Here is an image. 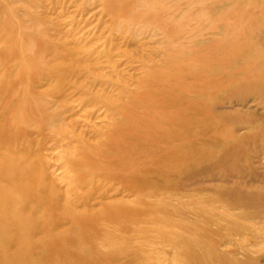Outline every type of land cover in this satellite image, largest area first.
Segmentation results:
<instances>
[{"label": "rangeland", "instance_id": "374dc122", "mask_svg": "<svg viewBox=\"0 0 264 264\" xmlns=\"http://www.w3.org/2000/svg\"><path fill=\"white\" fill-rule=\"evenodd\" d=\"M0 176V264H264V0H0Z\"/></svg>", "mask_w": 264, "mask_h": 264}, {"label": "bare ground", "instance_id": "6f19581e", "mask_svg": "<svg viewBox=\"0 0 264 264\" xmlns=\"http://www.w3.org/2000/svg\"><path fill=\"white\" fill-rule=\"evenodd\" d=\"M188 18H189V17H188ZM176 26H177V25H176ZM3 178H4V177H1V176H0V184H1L2 181H3ZM13 182H14V181H13ZM99 189H100V188H99ZM99 189H98V190H99ZM101 189H102V188H101ZM101 189H100V190H101ZM9 199H10V198H9ZM10 200L12 201L13 204L16 203V201H15L14 199H10ZM3 201H4V200H3ZM12 203H11V204H12ZM5 204H6V202H5L3 205H2V203H1V204H0V205H1L0 208H2L3 210H5V209H7V208H10V205H5ZM8 206H9V207H8ZM13 206H14V205L11 206L12 211H13V209H14ZM11 209H10V210H11ZM9 214H10V213H9ZM3 215H4V214H3ZM5 215H6V214H5ZM1 217H2V216H1ZM0 220H1V219H0ZM7 222H8V221H7Z\"/></svg>", "mask_w": 264, "mask_h": 264}]
</instances>
